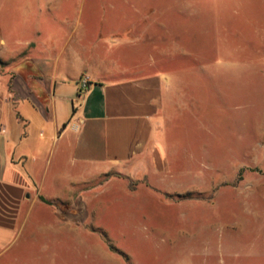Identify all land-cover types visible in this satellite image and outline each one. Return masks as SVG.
<instances>
[{
	"label": "rangeland",
	"instance_id": "1",
	"mask_svg": "<svg viewBox=\"0 0 264 264\" xmlns=\"http://www.w3.org/2000/svg\"><path fill=\"white\" fill-rule=\"evenodd\" d=\"M36 37L190 70L199 103L175 129L179 170L89 183L86 219H40L5 264H264V0H0V55Z\"/></svg>",
	"mask_w": 264,
	"mask_h": 264
},
{
	"label": "crops",
	"instance_id": "2",
	"mask_svg": "<svg viewBox=\"0 0 264 264\" xmlns=\"http://www.w3.org/2000/svg\"><path fill=\"white\" fill-rule=\"evenodd\" d=\"M98 49L92 40L55 51L36 37L0 55L16 64L0 75V264L40 219H86L82 196L102 176L120 188L115 176L179 170L175 129L185 113L193 128L198 74L130 70Z\"/></svg>",
	"mask_w": 264,
	"mask_h": 264
},
{
	"label": "built area",
	"instance_id": "3",
	"mask_svg": "<svg viewBox=\"0 0 264 264\" xmlns=\"http://www.w3.org/2000/svg\"><path fill=\"white\" fill-rule=\"evenodd\" d=\"M81 88L82 89H86L87 85H88V81L86 78H84L82 81H81Z\"/></svg>",
	"mask_w": 264,
	"mask_h": 264
}]
</instances>
